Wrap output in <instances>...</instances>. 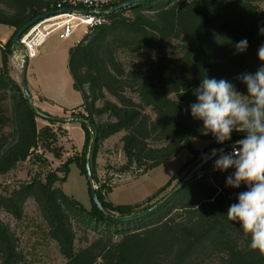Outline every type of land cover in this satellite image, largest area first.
Returning <instances> with one entry per match:
<instances>
[{
  "label": "trees",
  "instance_id": "16d2710c",
  "mask_svg": "<svg viewBox=\"0 0 264 264\" xmlns=\"http://www.w3.org/2000/svg\"><path fill=\"white\" fill-rule=\"evenodd\" d=\"M58 1L0 0V23L15 30L7 46H1L0 175L28 159L46 166L48 159L40 151L44 134L43 145L61 156L52 145L55 132L47 124L40 128L38 117L53 123L66 120L42 115L11 76L8 63L18 30L51 11ZM107 18L69 50L73 84L83 98L75 117L86 131L84 150L92 146L90 157L84 161L69 157L57 169L36 173L0 191V211L20 220L25 203L33 198L46 234L66 259L63 264H264V256L249 248L250 235L226 214L246 187H226L230 171L198 173L202 159H195L202 152L192 141L213 137L204 134L203 122L192 116L190 107L197 102L193 90L206 76L246 90L238 77L255 73L261 66L257 50L264 44V35L259 34L264 28V0H141ZM242 39L249 46L238 54L235 44ZM154 50L157 55L144 62L129 61L128 68L122 58L128 55L132 60ZM120 132L124 133L121 142L126 158L120 171L139 176L184 148L194 153L195 159L186 163L193 165L169 198L168 192L141 204L115 205L108 200L112 185L103 183L97 193L111 214L97 206L91 190L92 206L84 207L59 185L65 179L59 172L77 163L87 176V160L91 159L93 178L98 181L97 152L105 139ZM237 136L233 132L231 141ZM179 176L172 177L167 186ZM77 228L84 231L80 241L85 245L77 244ZM90 231L96 232L93 239ZM0 263H27L19 237L1 215Z\"/></svg>",
  "mask_w": 264,
  "mask_h": 264
},
{
  "label": "rangeland",
  "instance_id": "374dc122",
  "mask_svg": "<svg viewBox=\"0 0 264 264\" xmlns=\"http://www.w3.org/2000/svg\"><path fill=\"white\" fill-rule=\"evenodd\" d=\"M83 31L84 27L82 26L76 31L74 36L65 39H61L56 33H53L48 43L42 47L41 54L37 53L33 57H26L25 51L22 50L24 48L22 45H16L13 48V53L8 54L10 74L23 87V71L24 67L27 66V87L32 95V101L34 100L33 103L35 102L34 105L38 108L40 107L42 115L47 113L52 117L65 119L66 121L53 123L38 117L40 128L47 124L55 132L57 138L52 145L60 151L61 156H57L54 151L48 150L47 146L43 145L45 143L43 139L46 137L44 134L40 151L47 157L48 164L44 166L41 161L36 159H28L21 162L10 172L0 175V191L18 186L20 183L30 180L36 173H43L47 169H57L69 157L79 156L81 161L90 157L92 146L89 145L84 150L87 138L86 131L75 117L81 111L79 107L83 98L81 92L74 87L73 78L69 70L70 46L82 37ZM14 33L15 30L12 27L0 23V67L4 64L1 46L6 45ZM10 47L12 48V45ZM157 54L158 52L155 50L143 52L132 60H130L128 55H121L126 60L128 68L129 61L138 60L139 62H144L147 57ZM245 89L238 91L246 95L247 88ZM34 92L36 96L33 99ZM105 118L106 115L101 116V119ZM123 134V132H120L105 139L95 159V169L98 178H106L111 181L113 190L108 194V200L115 205L141 204L149 198L157 200L177 187V184L193 165L191 164L192 162L189 166L186 163L189 159L192 161L195 159L194 153L190 149L184 148L173 158L145 171L139 176H136V173L131 171H120L118 168L126 162L121 142ZM236 135H238L236 139L244 136L243 133L239 132H236ZM49 139L52 140V138ZM228 142H225V144ZM192 143L197 151L202 152L201 157L195 159V161L202 159L198 162L199 164L197 163V168L205 161L203 159L204 155L210 154L213 148L217 149L222 145L217 144L213 138H194ZM82 171V167H79L77 163L70 164L67 171L59 172V175L65 178L64 181L59 182V185L84 207L90 208L92 206L90 185L86 174ZM178 173L180 176L175 178L170 186H167L172 177ZM0 215L5 222L12 226L19 237L21 249L26 254V264H63L65 262L66 259L60 252L57 243L46 234L45 221L33 198L28 199L25 203L22 219L18 220L2 211H0ZM83 233L84 231L81 228L77 230L78 246L86 243L80 241ZM95 235V231L89 232L90 239H93Z\"/></svg>",
  "mask_w": 264,
  "mask_h": 264
},
{
  "label": "clouds",
  "instance_id": "9594fccd",
  "mask_svg": "<svg viewBox=\"0 0 264 264\" xmlns=\"http://www.w3.org/2000/svg\"><path fill=\"white\" fill-rule=\"evenodd\" d=\"M259 34L264 35V28ZM248 46L247 39L240 40L236 53L246 52ZM257 57L261 66L256 72L238 77L246 85V95L227 80L206 76L193 90L197 102L190 107L192 116L203 122L204 134H210L217 144L231 141L234 131L244 134L229 152L213 148L203 159L215 158L214 171L234 170L226 178V187H246L239 192L238 202L228 207L227 218L250 235L249 248L264 256V44Z\"/></svg>",
  "mask_w": 264,
  "mask_h": 264
},
{
  "label": "built area",
  "instance_id": "2783aa9c",
  "mask_svg": "<svg viewBox=\"0 0 264 264\" xmlns=\"http://www.w3.org/2000/svg\"><path fill=\"white\" fill-rule=\"evenodd\" d=\"M130 1L133 0H59L51 11L61 10L60 13L42 19L21 37L20 42L24 47L26 57L29 58L37 55L38 48L53 33H56L59 38L65 39L74 36L76 31L83 26L84 35L90 28L107 22V14L111 13L110 10L113 7ZM86 10H98L100 12ZM237 140L239 139L232 140L219 146L217 149L223 148L225 152H229L231 150V145ZM214 159L215 158L208 159L201 164L198 171L199 175H201L205 169L208 171L214 169ZM229 171L232 172L234 170ZM103 183L111 185L110 179L104 178L98 181L94 180L96 189L100 188Z\"/></svg>",
  "mask_w": 264,
  "mask_h": 264
},
{
  "label": "water",
  "instance_id": "95a60500",
  "mask_svg": "<svg viewBox=\"0 0 264 264\" xmlns=\"http://www.w3.org/2000/svg\"><path fill=\"white\" fill-rule=\"evenodd\" d=\"M141 0H133V1H130V2H126V3H122V4H119L115 7H113L110 12H114L118 9H121V8H125L129 5H132L134 3H137ZM67 10H73V9H67ZM78 10H81V9H78ZM85 10V9H84ZM86 11H93V12H100L98 10H86ZM61 10H56V11H51V12H46V13H43L35 18H33L32 20H30L29 22H27L22 28H20L18 30V32L15 34L14 38H13V43H12V48L9 49V53H13L14 51V47L16 45H21V42H20V39L21 37L32 27L34 26L36 23H38L39 21H41L42 19L44 18H47L51 15H54V14H58L60 13ZM26 70H27V66L24 67V71H23V85H24V91L26 93V96L28 97V99L30 101H32V95L27 87V81H26ZM86 170H87V176H88V181H89V185H90V190H91V194H92V197H93V200L94 202L97 204V206L102 210L104 211L106 214H111L103 205V203L101 202L99 196H98V193H97V189L94 185V178H93V173H92V167H91V159H88L87 160V165H86ZM181 185L175 187L167 196L166 198H169L176 190H178V188L180 187Z\"/></svg>",
  "mask_w": 264,
  "mask_h": 264
},
{
  "label": "crops",
  "instance_id": "0c3cea01",
  "mask_svg": "<svg viewBox=\"0 0 264 264\" xmlns=\"http://www.w3.org/2000/svg\"><path fill=\"white\" fill-rule=\"evenodd\" d=\"M49 39H50V36L46 39V41L38 48V53L39 54H41V52H42V47L46 44V43H48V41H49ZM71 47V46H70ZM22 50H24V48H22ZM38 54V55H39ZM27 62H28V60H27ZM27 64V63H26ZM35 96H36V93L34 92V94H33V99L35 98ZM34 101V100H33ZM35 103V102H34ZM40 108V107H39Z\"/></svg>",
  "mask_w": 264,
  "mask_h": 264
}]
</instances>
